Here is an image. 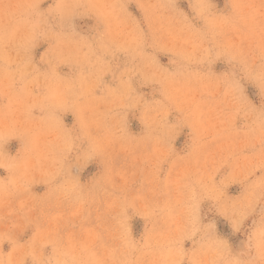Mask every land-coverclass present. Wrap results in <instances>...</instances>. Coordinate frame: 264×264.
Returning a JSON list of instances; mask_svg holds the SVG:
<instances>
[{
  "label": "rangeland",
  "instance_id": "obj_1",
  "mask_svg": "<svg viewBox=\"0 0 264 264\" xmlns=\"http://www.w3.org/2000/svg\"><path fill=\"white\" fill-rule=\"evenodd\" d=\"M60 2L0 0V264H264V0Z\"/></svg>",
  "mask_w": 264,
  "mask_h": 264
},
{
  "label": "clouds",
  "instance_id": "obj_2",
  "mask_svg": "<svg viewBox=\"0 0 264 264\" xmlns=\"http://www.w3.org/2000/svg\"><path fill=\"white\" fill-rule=\"evenodd\" d=\"M75 2H79V0H61L59 8L61 11H64L65 9H70V6L75 3ZM151 2V0H150ZM99 3H101L105 8H108L109 11L113 14V15H117L116 13V9H115V5L113 3L110 2V0H99ZM153 8H164L165 5L163 3V0H157V2L155 4H152ZM4 13V8L0 7V17H2ZM118 23H121L118 20ZM185 42H189L192 41L193 42V55L195 54V52L201 48V45L199 43H196L193 40V37L191 35L184 37ZM62 43L66 42L70 45H77L79 46L77 41H74L71 37H68L67 40H61ZM141 38L139 35L135 34L134 31H130L128 33V43L130 45H135L137 47V49L139 48V45L141 43ZM91 49L89 48V52H85L84 53V57L85 58H89L90 59V53ZM138 55H143L142 52H137ZM211 56V50L208 49L207 47H204L202 50V57L203 58H207ZM190 59V57H189ZM147 66L149 68L153 69L152 75L153 76H157L160 75L162 76V78L164 80H166L169 84H175L177 83V76L178 75H183V73H161L158 66H155L154 61H148ZM197 79H202L200 77H197ZM190 82V81H186ZM204 87H207V85H202ZM74 87V85H64L61 86L59 84L56 85V91L54 93V95L60 97V98H64L65 96V92L72 89ZM176 91H180V89H176ZM234 91V90H233ZM127 97H119V99H121V101H123V99H125ZM262 132H264V129H261ZM57 135L58 136H63L62 133H60L59 131H57ZM257 251L259 253V256L261 258V261L264 262V228H261L258 230L257 234H256V244H255ZM80 253H76V255H74L72 257V260H62V261H58L57 264H75L76 261V256H78ZM179 253H175L173 252V250L169 249L167 251V253L165 252H161L160 253V257L161 259L157 262V264H179L178 260H173L172 257H174L175 255H178ZM181 255L182 258V254ZM193 260V264H251V262H247V261H241L237 258H233L230 256L226 245L224 244V242L219 241V240H215V239H210L206 245H204L202 247V249L193 254L192 257ZM79 264H88L87 260H81L79 261Z\"/></svg>",
  "mask_w": 264,
  "mask_h": 264
}]
</instances>
